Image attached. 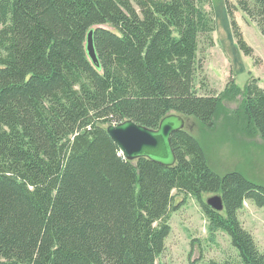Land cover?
Returning a JSON list of instances; mask_svg holds the SVG:
<instances>
[{
    "label": "trees",
    "instance_id": "16d2710c",
    "mask_svg": "<svg viewBox=\"0 0 264 264\" xmlns=\"http://www.w3.org/2000/svg\"><path fill=\"white\" fill-rule=\"evenodd\" d=\"M210 2L0 0V264H172L157 258L179 206L175 190L201 201L210 229L239 250L238 261L208 264H264L239 218L246 199L264 206V185L237 169L218 173L186 127L172 133L171 166L127 159L106 129L128 118L157 127L170 112L216 124L222 95L196 84L200 37L213 41ZM236 2L264 35V0ZM234 4L226 0L231 15ZM92 28L100 67L86 49ZM241 108L248 133L264 141L257 77ZM204 192L221 193L224 209Z\"/></svg>",
    "mask_w": 264,
    "mask_h": 264
},
{
    "label": "rangeland",
    "instance_id": "374dc122",
    "mask_svg": "<svg viewBox=\"0 0 264 264\" xmlns=\"http://www.w3.org/2000/svg\"><path fill=\"white\" fill-rule=\"evenodd\" d=\"M234 4L233 14L227 9L226 0H211L207 9L212 11L213 41L200 37L199 56L203 59L196 84L200 93L222 95V108L213 127H205L194 118L186 119V128L198 137L207 153L210 165L220 174L240 170L248 178L264 185V141L258 134L248 133L241 108L245 85L257 77L264 86V35L256 22ZM238 24L244 40L253 48L247 54L239 45L232 20ZM236 84L238 90L228 91ZM177 209L170 213L171 230L165 239V249L158 261L172 264H208L214 258L239 260V250L230 235L222 229L211 230L202 202L192 195L174 191ZM204 192L202 199L212 195ZM239 218L254 236L260 251L264 252V206L246 199L239 211ZM241 259V258H240Z\"/></svg>",
    "mask_w": 264,
    "mask_h": 264
},
{
    "label": "water",
    "instance_id": "95a60500",
    "mask_svg": "<svg viewBox=\"0 0 264 264\" xmlns=\"http://www.w3.org/2000/svg\"><path fill=\"white\" fill-rule=\"evenodd\" d=\"M86 49L92 63L100 67L93 28L87 33ZM185 124L186 119L182 114L170 112L161 118L157 127H149L128 118L117 123H109L106 129L127 159L147 157L163 165L171 166L177 161L172 133L185 128ZM206 203L215 210L224 209L221 193L216 192L208 196Z\"/></svg>",
    "mask_w": 264,
    "mask_h": 264
}]
</instances>
